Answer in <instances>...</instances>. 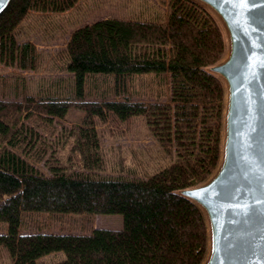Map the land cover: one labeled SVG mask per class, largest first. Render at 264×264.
<instances>
[{"label":"trees","instance_id":"obj_1","mask_svg":"<svg viewBox=\"0 0 264 264\" xmlns=\"http://www.w3.org/2000/svg\"><path fill=\"white\" fill-rule=\"evenodd\" d=\"M77 0H9L0 12V63L36 65L37 49L19 40L29 10L60 12ZM72 94L0 97V245L11 264H199L206 225L182 188L205 180L220 156L224 89L206 69L225 50L212 13L194 0H167L163 19L101 17L71 30L63 47ZM164 77L167 94L85 99L89 75L126 80ZM56 94V93H55ZM139 117L169 158L146 174H103L108 166L96 124ZM75 121L57 128L60 119ZM135 172V171H134ZM121 213L122 227L89 232H22L32 212ZM63 251L58 260L47 254Z\"/></svg>","mask_w":264,"mask_h":264},{"label":"water","instance_id":"obj_2","mask_svg":"<svg viewBox=\"0 0 264 264\" xmlns=\"http://www.w3.org/2000/svg\"><path fill=\"white\" fill-rule=\"evenodd\" d=\"M219 19L223 56L219 161L178 192L200 208L207 249L199 264H264V0H194ZM9 0H0V12Z\"/></svg>","mask_w":264,"mask_h":264},{"label":"rangeland","instance_id":"obj_3","mask_svg":"<svg viewBox=\"0 0 264 264\" xmlns=\"http://www.w3.org/2000/svg\"><path fill=\"white\" fill-rule=\"evenodd\" d=\"M166 11L167 0H77L73 8L60 12L42 13L30 9L21 21L18 38L34 43L36 65L32 69H21L0 63V97L22 100L25 95L72 94L73 74L65 67L63 55L72 29L101 17L163 19ZM212 15L222 30L219 19L213 12ZM112 84L110 75H89L85 80V99L121 98L137 92L144 97L156 93L162 97L168 92L163 76L148 74L127 79L126 87L119 93L114 92ZM60 120L58 129L70 128L75 122L68 118ZM96 127L108 161L103 174L119 173L120 166L116 161L122 158L127 166L124 173L139 175H147L169 160L139 117L131 118L129 122L97 121ZM93 226L121 228L122 214L37 211L24 217L20 230L86 233ZM0 231H6L5 222H0ZM62 257L63 251H56L43 259L54 261ZM11 263L8 249L0 245V264Z\"/></svg>","mask_w":264,"mask_h":264}]
</instances>
